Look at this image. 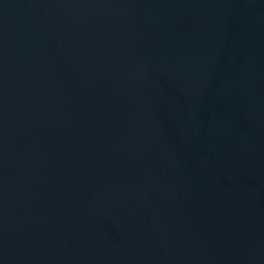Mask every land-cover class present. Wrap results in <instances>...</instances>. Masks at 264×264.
I'll use <instances>...</instances> for the list:
<instances>
[{
  "label": "water",
  "instance_id": "1",
  "mask_svg": "<svg viewBox=\"0 0 264 264\" xmlns=\"http://www.w3.org/2000/svg\"><path fill=\"white\" fill-rule=\"evenodd\" d=\"M0 264H264V0H0Z\"/></svg>",
  "mask_w": 264,
  "mask_h": 264
}]
</instances>
